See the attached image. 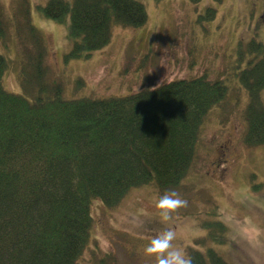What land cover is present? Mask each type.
<instances>
[{
  "label": "trees",
  "instance_id": "1",
  "mask_svg": "<svg viewBox=\"0 0 264 264\" xmlns=\"http://www.w3.org/2000/svg\"><path fill=\"white\" fill-rule=\"evenodd\" d=\"M40 8L67 25L74 40L67 60L104 48L115 24L138 28L148 20L138 0H48ZM30 10L29 0H17L21 58L0 54V264H76L91 239L93 200L114 205L152 181L180 186L204 119L227 100V86L201 75L124 96L66 98L63 85L46 78V39ZM217 12L209 6L200 19ZM250 42L261 58L239 74L250 91L244 140L264 146V53ZM9 69L18 72L22 93L5 87ZM207 225L210 238H227L223 221ZM205 252L207 263L199 251L192 264H229L213 248Z\"/></svg>",
  "mask_w": 264,
  "mask_h": 264
},
{
  "label": "rangeland",
  "instance_id": "2",
  "mask_svg": "<svg viewBox=\"0 0 264 264\" xmlns=\"http://www.w3.org/2000/svg\"><path fill=\"white\" fill-rule=\"evenodd\" d=\"M29 1L34 25L46 39V78L62 84L66 98L124 96L201 75L227 86V100L204 119L195 160L180 186L163 189L152 181L132 188L114 205L94 200L91 239L76 264H155L143 256V247L168 226L177 232L174 243L192 260L203 250L206 262L211 247L229 264H264V146L245 143L250 91L239 80L240 71L261 58L250 41L259 42L264 53V0H222L224 5L215 0H138L148 14L145 25L115 24L110 42L80 60L66 59L74 40L67 25L41 11L48 0ZM16 5L17 0H0V31L5 34L3 38L0 32V53L11 62L24 51L13 18ZM209 6L218 14L202 21ZM5 75V87L22 93L18 72L9 69ZM260 93L264 101V90ZM172 189L188 203L165 224L154 204ZM212 220L223 221L227 238L209 237Z\"/></svg>",
  "mask_w": 264,
  "mask_h": 264
},
{
  "label": "clouds",
  "instance_id": "3",
  "mask_svg": "<svg viewBox=\"0 0 264 264\" xmlns=\"http://www.w3.org/2000/svg\"><path fill=\"white\" fill-rule=\"evenodd\" d=\"M187 203L188 201L178 191L172 189L160 195L154 206L159 212L161 222L167 224L172 220L173 213ZM176 239V230L168 226L149 239L143 247L142 254L154 260L155 264H192L186 250L174 243Z\"/></svg>",
  "mask_w": 264,
  "mask_h": 264
}]
</instances>
